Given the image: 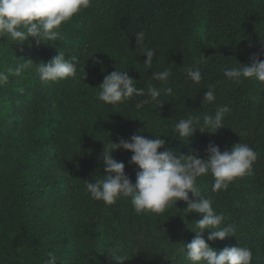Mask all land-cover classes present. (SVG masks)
<instances>
[{
	"label": "trees",
	"instance_id": "trees-1",
	"mask_svg": "<svg viewBox=\"0 0 264 264\" xmlns=\"http://www.w3.org/2000/svg\"><path fill=\"white\" fill-rule=\"evenodd\" d=\"M140 31L143 47L155 51L150 70L135 38ZM60 32L61 38L40 44L0 36V71L18 60L34 64L0 86V264H43L48 252L57 264H118L112 249L127 254L124 264H189L180 249L194 239L202 214L185 212L184 201L160 214H137L129 199L106 205L85 190L84 182L106 175L104 145L133 135L161 137L177 157L191 152L206 159L210 142L221 152L240 142L257 151L252 173L227 190L213 192L210 174L197 186L235 228L224 240L209 241L205 231L206 243L216 251L248 247L252 264H264V83L223 75L225 67L250 66L253 54L264 60V0H91ZM58 51L77 58V74L42 83L35 65ZM189 66L201 72L199 83L187 80ZM116 69L128 71L140 89L163 87L152 72L170 69L173 93L162 95L160 106L147 95L103 104L98 87ZM208 86H215L216 100L203 104ZM221 106L230 111L214 134H175L180 119L192 112L202 118ZM112 155L135 184L133 154Z\"/></svg>",
	"mask_w": 264,
	"mask_h": 264
},
{
	"label": "clouds",
	"instance_id": "clouds-1",
	"mask_svg": "<svg viewBox=\"0 0 264 264\" xmlns=\"http://www.w3.org/2000/svg\"><path fill=\"white\" fill-rule=\"evenodd\" d=\"M90 6L91 0H0V36H6L16 44L29 38H34L37 44L55 41L61 38V26ZM135 38L142 47L143 56L147 58L143 66L150 70L155 51L143 47L145 32H137ZM250 59V66L239 64L238 67H225L223 75L237 83L243 80L264 83V60H260L256 54ZM18 61L21 62L14 68H9L7 73L0 71V86L7 84L10 76L23 77L25 71L34 65L30 60ZM35 71L45 84L74 78L78 71L77 58H66L63 52L58 51L48 62L35 65ZM184 73L187 80L192 82L199 83L202 79L201 72L193 67H184ZM171 75L170 69L152 72L151 78L164 86L149 84L146 89H140L128 71L116 69L104 76L98 87V99L106 105H118L126 103L134 95H147L160 106L161 96L173 93L172 87L167 86ZM18 91L23 94L24 89L20 88ZM214 92L215 86H208L203 104L215 102ZM229 111L227 106H221L214 114H205L202 118L197 112H192L175 123L174 132L179 138H189L197 130L214 134L224 127ZM121 149L133 154L129 163L139 169L135 184L125 174V164L113 158L112 153ZM161 149L164 150L160 151ZM205 151L206 159L191 152L177 157L165 147V139H150L143 135H133L130 140L121 138L118 143L109 141L104 145L101 155L106 175L92 182H84L85 190L91 199L102 201L106 205H112L118 199H129L137 214H160L175 206L177 201H184L187 204L185 212L202 214V219L195 222V229L192 230L195 233L194 239L183 244L180 249L189 264H252V253L248 247H226L216 251L206 243L203 238L205 231L209 232L208 240L214 241L234 235L235 228L224 223V215L217 213L211 199L201 196L197 180L210 174L214 180L213 192L227 190L236 179L252 173L259 154L248 144L241 142L223 152L214 142H210ZM189 193L193 199L189 198ZM119 252V249H112L110 256L118 264H124L129 258L127 254ZM43 264H57L56 255L48 252Z\"/></svg>",
	"mask_w": 264,
	"mask_h": 264
},
{
	"label": "rangeland",
	"instance_id": "rangeland-1",
	"mask_svg": "<svg viewBox=\"0 0 264 264\" xmlns=\"http://www.w3.org/2000/svg\"><path fill=\"white\" fill-rule=\"evenodd\" d=\"M142 101H138V102H136L137 104H139V103H141ZM145 102V101H144ZM18 108H20V109H22V106H21V104H19L18 103ZM40 116H41V113L40 112H38V116H37V119H36V124L39 122V118H40ZM35 124V125H36ZM35 125H34V127H35Z\"/></svg>",
	"mask_w": 264,
	"mask_h": 264
}]
</instances>
